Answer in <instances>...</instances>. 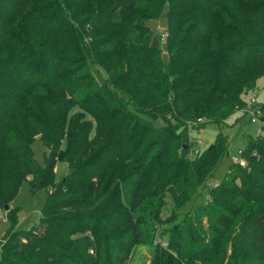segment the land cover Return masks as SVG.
Wrapping results in <instances>:
<instances>
[{
	"label": "trees",
	"instance_id": "1",
	"mask_svg": "<svg viewBox=\"0 0 264 264\" xmlns=\"http://www.w3.org/2000/svg\"><path fill=\"white\" fill-rule=\"evenodd\" d=\"M165 8L168 63L147 25ZM262 78L264 0H0V264H128L137 245L149 264H264V127L247 165L160 232L167 192L182 207L229 150L220 132L193 155L165 121L225 124ZM28 177L47 198L19 229Z\"/></svg>",
	"mask_w": 264,
	"mask_h": 264
},
{
	"label": "rangeland",
	"instance_id": "2",
	"mask_svg": "<svg viewBox=\"0 0 264 264\" xmlns=\"http://www.w3.org/2000/svg\"><path fill=\"white\" fill-rule=\"evenodd\" d=\"M160 7H156L152 11V16L157 15ZM157 17V16H156ZM147 25L159 33L163 37V60L165 63H168V55L166 49V32L168 26L167 20V9H163L160 17L158 19H151L147 21ZM94 72L97 75L100 82H104L108 79L107 74L104 69L100 66L94 67ZM255 97L257 102L264 104V78L258 81L257 89L253 92H250L245 99ZM169 125L174 127L177 132H180L182 129L187 128V142L185 145L191 146V154L196 155L205 148H208L215 141L217 135L220 132H223L228 137L227 142L229 144V150L224 158L220 161L218 167L209 178L205 186L201 187L198 191V194L189 199L186 204L182 207H176L174 204L173 196L171 192L166 194V203L164 205L162 216L164 218L173 217L170 223L164 225L160 232H163L165 235V241L168 238V231L174 225V223L179 220L185 213L191 211L194 208H197L200 204L205 202L209 197V190L211 187L221 182L227 172L229 171L230 165L235 161V157L240 158L239 149L244 148L248 142V135L253 137L258 136L262 131V127L259 124H253L250 121L249 117H243L241 114L237 113L230 117L225 124L216 125L213 124L211 120H194L192 122L181 124L172 121ZM160 123V122H158ZM200 141H203L200 144ZM33 151L36 160L44 165L45 164V152L47 147L41 139H37L33 146ZM66 168V164L59 162L57 169L59 172ZM32 177H28L22 182L21 190L17 198L12 203V206L21 207L20 220L18 223L19 229H28L33 225L37 224L40 221L41 210L46 201L47 193L45 189L38 190L34 192L31 187ZM182 204V203H181ZM9 222L6 218V209L3 204H0V240L2 239L4 233L8 229ZM153 253V246L149 245H137L131 254L128 264H149Z\"/></svg>",
	"mask_w": 264,
	"mask_h": 264
},
{
	"label": "built area",
	"instance_id": "3",
	"mask_svg": "<svg viewBox=\"0 0 264 264\" xmlns=\"http://www.w3.org/2000/svg\"><path fill=\"white\" fill-rule=\"evenodd\" d=\"M237 113L241 114L244 117H249L250 121L253 124H259L261 127H264V109L262 104L258 103L255 97L245 99L243 106L237 108ZM203 141H200L202 144ZM240 158L235 157L236 163H239L242 166L247 165V160L242 154V150L239 149Z\"/></svg>",
	"mask_w": 264,
	"mask_h": 264
},
{
	"label": "water",
	"instance_id": "4",
	"mask_svg": "<svg viewBox=\"0 0 264 264\" xmlns=\"http://www.w3.org/2000/svg\"><path fill=\"white\" fill-rule=\"evenodd\" d=\"M4 206H5L4 208H5L6 210H8V209L10 208V205L8 204L7 201H5Z\"/></svg>",
	"mask_w": 264,
	"mask_h": 264
}]
</instances>
